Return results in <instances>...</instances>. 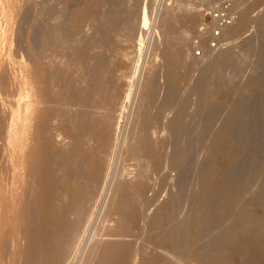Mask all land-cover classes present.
Here are the masks:
<instances>
[{
  "label": "rangeland",
  "instance_id": "obj_1",
  "mask_svg": "<svg viewBox=\"0 0 264 264\" xmlns=\"http://www.w3.org/2000/svg\"><path fill=\"white\" fill-rule=\"evenodd\" d=\"M88 1L0 0V182L8 186L12 177L8 150H4L9 101L29 99L22 81L33 76L36 60L40 58L45 71L55 72L56 80L66 85L52 84L57 87L55 91L52 88L53 94H59H55V102L43 107L54 106L53 110L48 107L47 118L41 121L42 143L54 141L62 132L60 124L80 108L69 104L70 98L75 87L85 88L89 77L75 62L73 48H84L89 57L99 51L112 69L101 78L124 87L122 99L113 107L119 144H129L136 135L141 112L148 113L149 127L155 129L153 138L168 142L161 172H155L141 154L128 155L123 147V153L114 151L119 177L132 181L141 173L150 181L144 199L134 203H138V218L130 226L129 236L134 260L160 263L162 250L154 245L152 227L161 224L163 213L170 210L182 230L173 234L178 264H264V0H234L239 15L224 28V45L206 50L202 57L193 55V35L204 10L216 0ZM186 16L188 20L183 22ZM238 22L239 29L230 32ZM51 35L54 43L43 44V39ZM100 42L104 47L100 48ZM164 47L176 56V62L173 73L160 76V70L168 65ZM130 71L134 78H127ZM122 72L127 76L123 81ZM150 84L157 92L154 101L146 97ZM96 96L100 103V96ZM172 122L180 126L174 133L169 129ZM66 141L56 143L65 145ZM53 154L56 156L53 150H42V157L48 158L43 163L51 174L56 170ZM27 181L21 194L22 206L30 205V198L35 204L40 201L35 177L31 175ZM34 190L39 192L38 197ZM203 195L209 198L204 207L198 203ZM6 197L0 199L3 208L7 206L2 203ZM107 201L94 212L96 220L92 223L98 230V240L116 227L120 234L123 232L121 215L108 212L111 202ZM6 209L0 216V264H24L22 256L8 251L10 233L19 230L17 235L23 237L30 229L24 221L16 223ZM125 214L129 218V210ZM256 236L262 237L259 245L253 242ZM26 242L23 238L20 244ZM239 246L244 248L238 251ZM81 250L69 264H88L89 260L94 264L93 256L88 251L84 256Z\"/></svg>",
  "mask_w": 264,
  "mask_h": 264
},
{
  "label": "bare ground",
  "instance_id": "obj_2",
  "mask_svg": "<svg viewBox=\"0 0 264 264\" xmlns=\"http://www.w3.org/2000/svg\"><path fill=\"white\" fill-rule=\"evenodd\" d=\"M25 1L29 2V0ZM90 1L87 3H90ZM187 20V16L183 18V22H187ZM146 21H148L147 18L144 20L145 24L147 23ZM240 23L238 22V24L234 25V28L230 29V32L234 33V31L239 29ZM262 23L264 25V20ZM53 39L52 35L49 38H44L43 44L45 43L50 46L54 43ZM100 43V48L104 47L105 43ZM169 50L167 47L163 49V54L168 60V65L162 71L159 69V75L162 73L164 76H167V74H171L174 71L176 56H171L167 53ZM72 51L75 62L82 66L83 74L89 78L85 83V88L75 87L73 90L69 104L71 103L73 106L80 105V108L77 107L78 111L73 110L74 113L71 114L68 120L64 124H60L59 127L62 128V132L57 133L56 141L48 139L47 141L43 140L41 143V139H43L41 135V121L47 118V109L49 107V109L53 110V105L47 108L46 106L45 108L43 107L45 104L55 102V99H57L55 98V94L59 91L53 94L55 89L57 90V87H54V89L52 84H56L55 82H57V86L60 85L64 88H66V85H64L65 83L60 84V81L56 80L57 74L55 72L48 73L45 71V63L40 58L37 57L35 67L33 66V76L25 78L22 81L23 89L26 95L29 96V99L23 101L12 99L9 101L8 111L5 116L8 120L6 145H4L6 149H3L8 150V164L12 170V177L8 186L0 182V195L3 197L8 196L6 197L7 201L4 199L2 203H6L9 207L8 210L6 209L7 206L3 208L1 204L0 216L3 215L1 211L6 209V211L8 210V212L10 211L13 214L11 217L16 223L24 221L30 230L28 229L29 233H25L23 237L17 235L19 230H11L9 239L11 251H8L14 255L22 256L24 264H69L72 256L80 251V249H82L81 253L85 252L84 256L87 251L93 256L94 264H133V261H135V264H143L144 262L140 259L139 261L143 263L137 259L134 260L133 243H131L129 236L130 226L135 225L136 217L138 218L136 213L138 203L136 205L134 203L137 200L140 204V201L144 199L150 187V181L147 174L143 175L141 173H137L138 176L132 181L119 177L113 158L117 149L120 153H123L121 149L126 148L128 155H143L151 163L152 169L155 172H161L163 163H165L167 158L165 148L168 142L166 140L167 143H164L163 140L158 141V139L153 138L155 129L153 130L149 127L147 120L148 113L141 112V124L136 135L133 136V140L131 139L129 144L127 143L125 146L120 145L116 133L117 118L115 120L113 118L116 111L113 107L117 106L120 99H122L120 94L124 88L122 83L117 85V81L113 80L112 82L110 80L113 83L112 85L109 79H102L104 75L102 73H106L109 70L112 71L110 66L105 64L106 59L103 57L102 52L95 51V55L89 57V52L82 47L73 48ZM114 67L116 69V64ZM100 74L102 75L100 76ZM129 75L127 77L122 72L121 80H126V77H130L131 79L132 71H130ZM83 80L85 82V79ZM150 83L152 84V80ZM151 84L149 85L151 90L146 91V97L148 100L154 101L157 92L153 89L154 86L151 88ZM81 86H84V83ZM85 89L88 90L86 91ZM133 94L135 99L137 97L136 92ZM96 95L100 96V103H97L99 98ZM96 97L98 101L95 100ZM93 108H104V111H92L96 110ZM51 110L49 111L53 113ZM139 111L142 110L140 109ZM172 125L171 127L169 124V129L174 133V131L178 130V125H175L173 122ZM61 139H67L66 144H63L64 146L60 142L56 143ZM42 150L44 152L48 150L55 152L56 156L53 154L56 157L55 161L53 160L55 162V165H53L54 167L56 166V168L53 167V169H56L55 173L52 172L53 174H51L50 168L47 169V164L44 165L43 161H46L45 159L48 158H46L47 155L45 159L44 156L42 157ZM116 162L118 163V161ZM31 175L35 177V183H37L35 188L40 192V201L35 204L32 198H30V203L33 206L31 204H28L29 206H22V190L25 188V184L28 183L27 179ZM39 192H36L37 197ZM33 194L35 193L33 192ZM115 194H117V197H113L115 199L112 200L111 195ZM37 200L38 198H36ZM107 200L111 202L108 212L121 215L119 218L120 224H118L121 228L120 231L123 230V232L120 234L118 232L119 228L116 230V227L114 228L115 231L108 230L105 233V237L98 240V230L92 223L96 220L94 219L93 221V218H95L94 212L98 206L101 208L102 203ZM208 200L209 198L203 195L198 199V203L204 207L207 206ZM128 210L130 213L128 215L129 218L125 214V211ZM101 212L100 214H102ZM162 220V223L161 221L159 222L161 224H153L154 226L152 227L154 245L162 250L160 263L178 264L176 253H173V248L176 247L177 239H174L176 238L175 234H179L182 231L180 230L181 227L176 222L177 220H174L170 210H166L163 213ZM173 234L175 235L174 238ZM23 238L25 241L27 240L24 246L20 244ZM1 239H4V237ZM261 239L262 237L256 236L254 239L256 242L253 241L254 244L258 243L257 245H259L260 242L262 243ZM1 242L2 240H0V248L3 243ZM82 244L83 247H81ZM243 248L239 246L236 250L240 251ZM89 261L90 263L88 264H91V260Z\"/></svg>",
  "mask_w": 264,
  "mask_h": 264
},
{
  "label": "built area",
  "instance_id": "obj_3",
  "mask_svg": "<svg viewBox=\"0 0 264 264\" xmlns=\"http://www.w3.org/2000/svg\"><path fill=\"white\" fill-rule=\"evenodd\" d=\"M234 0H216L207 9L196 26L193 35V55L202 57L206 50L224 45L223 31L238 18Z\"/></svg>",
  "mask_w": 264,
  "mask_h": 264
}]
</instances>
